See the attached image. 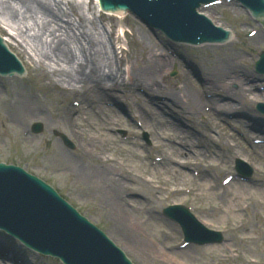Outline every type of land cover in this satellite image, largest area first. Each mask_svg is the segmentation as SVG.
<instances>
[{
  "label": "rangeland",
  "instance_id": "obj_1",
  "mask_svg": "<svg viewBox=\"0 0 264 264\" xmlns=\"http://www.w3.org/2000/svg\"><path fill=\"white\" fill-rule=\"evenodd\" d=\"M73 5L74 2L61 3L62 10L75 21L70 14ZM80 9L95 23V27L88 23L87 28L100 32L105 45L113 49L121 74L123 68L134 64L146 68L148 49L139 36L156 41L161 37L149 32L135 15L123 19L99 15L91 1L80 2ZM239 9L234 11L222 2L208 10L219 24L233 29L235 36L229 43L196 49L171 46L175 50L171 61L151 91L130 89L128 85L111 90L112 97H107L103 105L114 109L118 117L104 120L103 126L96 119L94 101L86 106L79 96L62 91L59 83L54 85L37 68L36 58L29 59L22 47L11 41L12 50L26 63L28 75L16 80L0 77V161L21 166L49 183L104 230L134 264H264V127L250 122L249 113L214 108L224 98L205 81L215 70L220 74L229 71L232 63L241 68L246 79L241 83L224 77V82L230 81L229 91L249 85H253V92L264 90V74L255 71L264 42L256 41L255 34L249 35L250 31L262 33L264 27ZM172 69L174 76L170 75ZM185 75L193 80V90L187 88ZM160 87L177 89L179 100L162 95ZM196 89L203 90L198 98L203 99L202 106H207L194 112L188 106V94L191 91L194 99ZM25 99L33 100L37 115L22 117L21 103ZM244 101V106L256 113V104L264 103L252 97ZM35 121L43 124L38 133L31 131ZM55 131L67 136L74 148L63 146ZM254 140L259 143L255 145ZM176 146L184 154L173 156L170 147ZM236 158L252 168L249 181L234 177ZM113 164L117 167L113 177L123 183L118 186L104 177V170L113 168ZM83 170L95 178H84ZM190 172L194 174L191 178ZM226 176H233L228 184L222 182ZM164 185L167 190L192 191L171 195ZM101 188L112 189L113 193L103 198ZM115 198L130 213L120 207L112 209L109 199ZM170 204L188 207L203 226L221 232L223 242L185 243L179 224L163 213ZM134 209L137 212L131 214ZM132 217L138 224L135 234L140 243H134L133 231L122 225V219ZM133 245L141 250H134ZM0 264L62 263L24 250L3 234Z\"/></svg>",
  "mask_w": 264,
  "mask_h": 264
},
{
  "label": "bare ground",
  "instance_id": "obj_2",
  "mask_svg": "<svg viewBox=\"0 0 264 264\" xmlns=\"http://www.w3.org/2000/svg\"><path fill=\"white\" fill-rule=\"evenodd\" d=\"M80 2L81 1L76 0L73 7H70V14L74 16V21L66 11L62 10L60 1H54L52 4L48 0H0V28L3 29L1 25H5L3 31L9 39L5 40V43L9 46L10 42L13 41L15 44H18L20 48L22 47V51L27 54L29 59L36 58L38 63L37 68L45 77H49L54 85L59 83V87L62 91L69 92L74 96H79V100H82L86 106L88 102L94 101V106L98 110L96 119L99 120V125L103 126L104 120L118 117L114 109L107 108L103 105L107 97H112L111 90L115 87L124 88V86L128 85L127 87L130 89L142 88V90L151 91L152 87L162 78L163 70H165V66L171 61V53L175 50H173V48L171 50V45L169 46V43L162 38L156 41L149 37L147 39V37L141 35L139 39L148 49L146 68L143 69L140 66L137 68L136 64H134V66L123 68V74H121L120 69H122V67L121 64L119 66V62L115 59L113 49L105 45L100 32H92L87 28L88 23L92 24L93 27H95V23L80 9ZM227 4L230 7L232 6L234 11L240 10V6L234 1H229ZM214 7L215 6H212L209 10ZM207 12L208 10H206L205 13L209 17H212L213 21H216L215 18ZM215 23L218 24L217 21ZM244 23H246V20H244ZM149 32L153 33L151 30H149ZM254 39H257L256 41L261 43L264 42V33L257 32ZM159 43L162 45L159 46ZM27 50L29 52H27ZM140 61L141 60H138L139 64ZM227 61L231 63V60ZM230 65L229 71L220 74L215 70L217 73L211 72V75L205 78V81L215 86V89H211L216 93H220V96L224 98L223 103H217L218 106L213 107L219 110L222 109L223 112L227 109L229 111L249 113L251 115L249 118L250 122H254L256 125H259V127H264V115L251 112L248 107L244 106L246 103H243L244 100L251 97L264 102V90L261 92H253V85H249L237 91H229L230 81L238 80V82L241 81L242 83V81L246 79L245 75L241 73V68L237 65H232V63ZM220 67L222 68L223 66L221 65ZM221 71H224V68H222ZM226 76L230 78L229 83L224 82V77ZM13 80L16 79L14 78ZM183 80L187 83V88L193 90V88H191L194 87L192 84L193 80L186 75ZM183 86H185V84ZM50 87L54 86L52 85ZM159 90L162 95L165 96L164 93H166V96L168 95L176 101L179 100L177 89L168 87L167 90H165L160 87ZM180 91H182V89ZM195 92L194 99L191 96V91L188 94V106L194 112L201 111L202 107L205 109L207 106V103L202 106L203 99L201 100L198 98L203 90L200 89L198 92L196 89ZM196 97L198 99H196ZM30 98L35 99L32 97ZM218 98L219 97L215 99V102H218ZM31 99H25V101L21 103L22 117L38 114L36 106L32 105L33 100ZM208 100L210 103L214 101L213 97H210ZM156 118L158 119L157 115ZM15 119L18 118L15 117ZM170 149H172L173 156L184 154V150L180 147H170ZM172 158L173 157H170L169 159ZM112 166L113 168L109 167L104 170V177L106 178L107 176L114 186L123 184L120 179L113 177L116 173L115 168L117 169V167L115 164ZM82 176L84 178H93L94 174H88L83 170ZM193 176L194 174L190 172L189 178ZM164 184H168V182ZM165 187L167 190V186ZM191 191L192 188L167 190L168 194H179L180 192L188 193ZM110 192L113 193L112 189L105 190L101 188L99 191L100 194H103V198L110 196ZM109 203L112 209L120 207V210L130 213L126 208L121 207V202H119L117 198H115V201L109 199ZM136 212L137 209H134L131 214ZM122 225L129 228V231H133L131 232L133 237L132 241L134 243H140L141 240H139L137 234H135L138 227L136 219L134 217H132V219H122ZM123 231H126V229ZM122 233L123 232H120V234ZM0 237H2L1 234ZM133 249L136 251L141 250L140 247L136 245H133Z\"/></svg>",
  "mask_w": 264,
  "mask_h": 264
},
{
  "label": "water",
  "instance_id": "obj_3",
  "mask_svg": "<svg viewBox=\"0 0 264 264\" xmlns=\"http://www.w3.org/2000/svg\"><path fill=\"white\" fill-rule=\"evenodd\" d=\"M0 228L41 252L59 256L65 264H131L51 186L4 163H0Z\"/></svg>",
  "mask_w": 264,
  "mask_h": 264
}]
</instances>
